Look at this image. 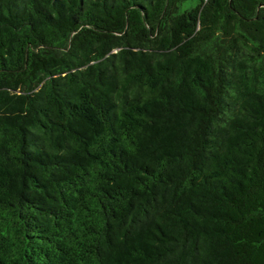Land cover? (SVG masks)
I'll use <instances>...</instances> for the list:
<instances>
[{
  "label": "trees",
  "instance_id": "trees-1",
  "mask_svg": "<svg viewBox=\"0 0 264 264\" xmlns=\"http://www.w3.org/2000/svg\"><path fill=\"white\" fill-rule=\"evenodd\" d=\"M0 264H264V0H0Z\"/></svg>",
  "mask_w": 264,
  "mask_h": 264
}]
</instances>
